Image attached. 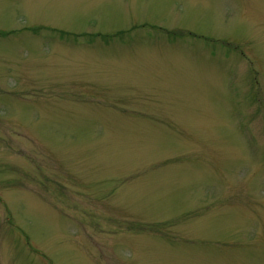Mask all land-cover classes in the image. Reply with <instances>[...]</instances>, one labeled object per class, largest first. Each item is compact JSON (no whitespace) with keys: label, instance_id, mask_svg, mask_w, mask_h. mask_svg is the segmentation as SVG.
Listing matches in <instances>:
<instances>
[{"label":"rangeland","instance_id":"obj_1","mask_svg":"<svg viewBox=\"0 0 264 264\" xmlns=\"http://www.w3.org/2000/svg\"><path fill=\"white\" fill-rule=\"evenodd\" d=\"M0 264H264V0H0Z\"/></svg>","mask_w":264,"mask_h":264}]
</instances>
